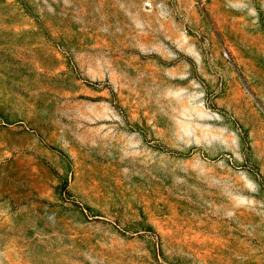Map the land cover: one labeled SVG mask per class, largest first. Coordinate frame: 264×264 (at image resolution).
Segmentation results:
<instances>
[{"label":"rangeland","instance_id":"rangeland-1","mask_svg":"<svg viewBox=\"0 0 264 264\" xmlns=\"http://www.w3.org/2000/svg\"><path fill=\"white\" fill-rule=\"evenodd\" d=\"M0 264H264V0H0Z\"/></svg>","mask_w":264,"mask_h":264}]
</instances>
